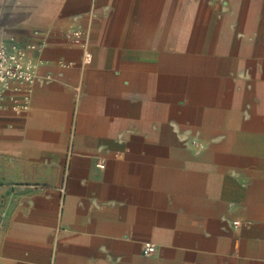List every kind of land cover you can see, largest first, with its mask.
Segmentation results:
<instances>
[{"label":"crops","instance_id":"crops-1","mask_svg":"<svg viewBox=\"0 0 264 264\" xmlns=\"http://www.w3.org/2000/svg\"><path fill=\"white\" fill-rule=\"evenodd\" d=\"M2 43L0 264H264V0H0Z\"/></svg>","mask_w":264,"mask_h":264},{"label":"built area","instance_id":"built-area-1","mask_svg":"<svg viewBox=\"0 0 264 264\" xmlns=\"http://www.w3.org/2000/svg\"><path fill=\"white\" fill-rule=\"evenodd\" d=\"M28 49H36V45L20 47L0 44V106L6 103V94L9 90L17 89L21 85L32 86L38 79L39 65L29 57ZM13 108L17 109V106L14 105ZM3 205L4 201L0 199V222L6 217ZM235 225H238V222H235ZM142 251L144 256H150L156 252V246L146 242Z\"/></svg>","mask_w":264,"mask_h":264}]
</instances>
